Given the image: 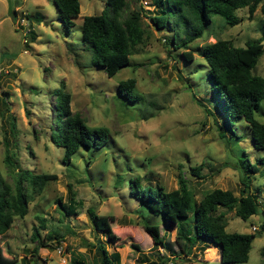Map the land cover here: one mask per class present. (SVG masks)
<instances>
[{"label":"rangeland","instance_id":"1","mask_svg":"<svg viewBox=\"0 0 264 264\" xmlns=\"http://www.w3.org/2000/svg\"><path fill=\"white\" fill-rule=\"evenodd\" d=\"M104 1L78 0V15L66 33L52 0H0V175L14 194L20 170L55 174L31 194L26 186L25 214H14L0 234L3 254L14 264H76L70 257L74 251L83 264H100L96 246L100 241L109 254L118 253L113 264H149L164 255L171 257L162 264H264V230L260 228L264 221V147H252L249 127L241 117H230V125L222 123L223 102L211 92L209 66L197 51L216 38L244 45L246 39L260 37L264 47L259 8L251 17L246 6L234 9L240 19L232 25L210 13L199 37L175 47L172 32L166 26L156 28L149 19L157 0H126L123 13L140 8L147 37L142 50L129 55L137 64L124 65L107 76L100 65L91 62L92 49L82 40L80 30L81 16L100 12ZM29 29L32 36H28ZM178 32L177 37L182 35ZM183 50H189L192 58L184 59ZM251 72L264 75V50ZM128 76L134 77L135 91L141 94L136 102L122 101L116 92L117 81ZM56 87L69 92V108L87 125H100L108 132L101 146H79L65 162L62 147L49 136L57 116ZM254 115L264 122V99ZM245 156L259 167L251 174L250 190L257 194L262 211L246 219L226 211L225 229L254 233L247 259L221 261L218 247L210 242L208 247L195 241L178 255L154 248L143 223H157L173 250H179L173 241L175 224L164 222L160 213H152L130 193V178L138 174L142 184L160 183L171 189L178 186L182 174L196 200L213 187L238 195L239 172L223 161ZM198 164V174L192 173L189 167ZM67 182L81 200L72 213L66 211ZM88 206L112 220L111 229L117 236L113 242L106 238L104 227L92 222ZM33 227L38 230V242L31 237ZM40 241L47 245H39Z\"/></svg>","mask_w":264,"mask_h":264},{"label":"trees","instance_id":"2","mask_svg":"<svg viewBox=\"0 0 264 264\" xmlns=\"http://www.w3.org/2000/svg\"><path fill=\"white\" fill-rule=\"evenodd\" d=\"M52 2L62 29L68 33L79 12L78 0ZM155 4V11L147 10L150 12L149 19L156 28L166 26L172 32L171 42H175V47L186 46L188 42L199 37L206 23L210 21V13L219 14L226 23L232 25L240 19L234 13V9L246 6L247 16L251 17L258 7L261 21L264 23V0H157ZM126 6V0H105L100 12L81 16V36L92 49L91 62L100 65L107 76L124 65L137 64L129 60V55L141 51L143 39L147 37L141 22L140 8L129 9L123 13ZM11 11H14L13 8ZM34 18L38 20L39 16L34 15ZM179 29L182 35L177 37ZM32 34L29 29L28 36ZM261 40L260 37H253L246 39L244 45H234L226 38H216L197 48L209 66L208 77L211 87L216 88L212 87L211 92L217 96L218 102L221 103V100L223 102L222 123L230 125V117H241L249 127L251 145L256 149L264 147V122L254 115V111L260 107V101L264 99V75L252 73L251 68L264 50ZM181 54L184 59L192 58L189 50H183ZM116 92L122 97H119L122 101L136 102L141 97V94L135 91L133 76L119 79L116 83ZM53 93L57 116L49 136L54 144L62 147L61 160L64 162L69 160L79 146H101L107 138V130L100 125H87L77 111H72L69 108V92L56 87ZM240 150L243 151V148ZM5 158L9 161L7 153ZM256 159L263 163L261 157ZM223 165L238 170L241 182L238 195L230 189L213 187L203 192L196 200L182 174L178 176V186L171 189H165L160 183L142 184L138 174L130 178L128 181L130 193L152 213H160L164 222L175 224L173 241L179 250H173L171 242L165 238L157 223H143V228L151 237L154 248L160 246L164 252L168 249L178 255L186 245L189 247L195 241L205 242L206 246L210 242L218 247L221 261L240 262L247 259L254 233L227 231L225 213L232 210L234 215L246 219L258 210L262 211L257 202V194L250 190L251 174L258 171L259 167L247 156L238 160H225ZM199 167L198 164L189 168L192 173L198 174ZM53 177L54 173L20 170L14 185L15 192L12 194L9 185L0 175V234L9 227L14 214L19 216L25 214L28 194L40 189L45 181ZM28 185L31 190L29 193L26 189ZM66 187V211L72 213L80 206L81 200L76 198L70 182H67ZM86 212L98 228L104 227L106 238L113 242L117 236L111 229L112 220L98 215L92 206H88ZM185 218L188 220L183 221ZM260 228L264 230V221L261 222ZM37 235L38 230L33 227L31 237L38 242ZM47 236L50 238V234ZM39 245L47 244L40 241ZM96 246L100 252V264H113L112 259L115 260L118 253L113 251L109 254L100 241ZM132 246L138 247L135 243ZM155 252L158 253L156 249ZM75 255L74 251H70L72 261L83 264L80 257ZM170 257L164 255L158 261L151 260L149 264H162ZM0 264H14L12 258L3 254L1 247Z\"/></svg>","mask_w":264,"mask_h":264},{"label":"crops","instance_id":"3","mask_svg":"<svg viewBox=\"0 0 264 264\" xmlns=\"http://www.w3.org/2000/svg\"><path fill=\"white\" fill-rule=\"evenodd\" d=\"M208 247L210 246V245H207ZM219 257V256H218Z\"/></svg>","mask_w":264,"mask_h":264}]
</instances>
